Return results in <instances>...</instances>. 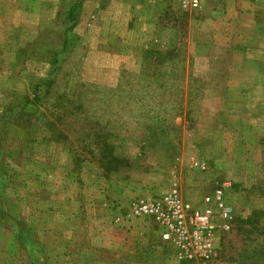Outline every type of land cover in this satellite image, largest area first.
Here are the masks:
<instances>
[{
    "label": "rangeland",
    "instance_id": "374dc122",
    "mask_svg": "<svg viewBox=\"0 0 264 264\" xmlns=\"http://www.w3.org/2000/svg\"><path fill=\"white\" fill-rule=\"evenodd\" d=\"M216 189L206 262L132 214ZM0 264H264V0H0Z\"/></svg>",
    "mask_w": 264,
    "mask_h": 264
},
{
    "label": "built area",
    "instance_id": "2783aa9c",
    "mask_svg": "<svg viewBox=\"0 0 264 264\" xmlns=\"http://www.w3.org/2000/svg\"><path fill=\"white\" fill-rule=\"evenodd\" d=\"M183 3L197 9L202 0H183ZM132 214L151 219L160 230L161 240L175 249L179 260L199 262L209 258L212 234L217 229L228 230L233 217L221 189L204 197L199 208L185 202L172 190L157 199L140 200L133 206Z\"/></svg>",
    "mask_w": 264,
    "mask_h": 264
},
{
    "label": "trees",
    "instance_id": "16d2710c",
    "mask_svg": "<svg viewBox=\"0 0 264 264\" xmlns=\"http://www.w3.org/2000/svg\"><path fill=\"white\" fill-rule=\"evenodd\" d=\"M81 1V0H80ZM79 4L78 3L77 5L71 7V9L68 11V13L66 14V17L68 20H75V17H76V12H77V8H79ZM73 27V24L71 25L70 29ZM70 29H68L67 31H69Z\"/></svg>",
    "mask_w": 264,
    "mask_h": 264
}]
</instances>
